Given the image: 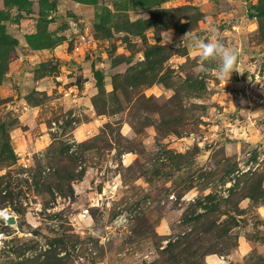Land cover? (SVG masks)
I'll use <instances>...</instances> for the list:
<instances>
[{"label": "rangeland", "instance_id": "rangeland-1", "mask_svg": "<svg viewBox=\"0 0 264 264\" xmlns=\"http://www.w3.org/2000/svg\"><path fill=\"white\" fill-rule=\"evenodd\" d=\"M3 208L0 264H264V0H0Z\"/></svg>", "mask_w": 264, "mask_h": 264}, {"label": "clouds", "instance_id": "clouds-1", "mask_svg": "<svg viewBox=\"0 0 264 264\" xmlns=\"http://www.w3.org/2000/svg\"><path fill=\"white\" fill-rule=\"evenodd\" d=\"M211 31L215 33L216 30L213 28ZM186 38L191 40V49L200 61L198 71L207 74L213 70L214 65L216 79L227 85L232 73L236 72L240 51L236 48L226 46L215 35L207 41H204L198 36L190 35L189 32H186L181 38V41ZM170 42L171 38L169 40Z\"/></svg>", "mask_w": 264, "mask_h": 264}, {"label": "built area", "instance_id": "built-area-1", "mask_svg": "<svg viewBox=\"0 0 264 264\" xmlns=\"http://www.w3.org/2000/svg\"><path fill=\"white\" fill-rule=\"evenodd\" d=\"M10 215L9 211L7 210L6 213H3L2 209H0V217L4 220L5 224H8L6 222V218ZM5 237V232L0 229V247L3 244V239Z\"/></svg>", "mask_w": 264, "mask_h": 264}, {"label": "water", "instance_id": "water-1", "mask_svg": "<svg viewBox=\"0 0 264 264\" xmlns=\"http://www.w3.org/2000/svg\"><path fill=\"white\" fill-rule=\"evenodd\" d=\"M49 63V62H48ZM47 63V64H48ZM50 63H57V60H55V61H53V62H50ZM114 184H111L110 186H109V188L110 189H114ZM6 222L8 223V224H11V225H13L14 223H15V219H14V216H12V215H9L7 218H6Z\"/></svg>", "mask_w": 264, "mask_h": 264}, {"label": "bare ground", "instance_id": "bare-ground-1", "mask_svg": "<svg viewBox=\"0 0 264 264\" xmlns=\"http://www.w3.org/2000/svg\"><path fill=\"white\" fill-rule=\"evenodd\" d=\"M2 211H3V213H6L7 209L6 208H3Z\"/></svg>", "mask_w": 264, "mask_h": 264}]
</instances>
